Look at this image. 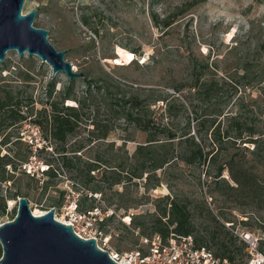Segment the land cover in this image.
Segmentation results:
<instances>
[{
    "label": "rangeland",
    "instance_id": "rangeland-1",
    "mask_svg": "<svg viewBox=\"0 0 264 264\" xmlns=\"http://www.w3.org/2000/svg\"><path fill=\"white\" fill-rule=\"evenodd\" d=\"M35 9L34 25L47 29L49 40L59 50H67L66 59L76 71L84 72L85 77L110 79L111 76L120 80L125 84L123 87L128 96L137 89L143 96H149L151 89L156 90L165 98L156 109L161 106L165 110L172 104L173 115H166L165 121L178 128L179 134L189 120L194 133L198 121L196 110L202 105L194 90L188 87L192 62L217 63L220 78H225L227 71L244 72L246 60L255 65L251 72L253 76L256 72L258 75L264 64V57L255 50L259 40L264 38V0H26L24 14ZM84 16L89 23L83 21ZM240 39L243 45L232 49ZM134 53L135 60L129 63ZM243 54L246 57L239 59ZM52 71L39 56L27 52L20 55L15 49L8 50L5 60L0 61V97L11 92L21 98L24 104L21 114L26 118L20 121L7 119L6 124H0L1 155L9 153L15 161L6 165L15 175L11 180L0 181V206L4 201L7 204L5 214H1L0 209V224L15 218L22 196L28 199L36 215L55 208V217L66 222L76 202L88 193L89 202L95 197V203L100 207L116 211L114 218L104 226L111 236V247L117 250L135 248L140 243L141 231L136 233L132 228V215L147 216L140 219L149 220V213L158 209L157 198L171 191L164 180L161 186L150 187L156 181L155 177L151 185L144 177L111 188L110 181L119 173H110L113 171L108 167V160L119 161L120 156L132 155L137 144L146 140V133L116 119L104 94L95 92L87 102L83 121L68 135L67 159L63 158L57 148L64 145L51 136V125L45 116L51 113L49 102L57 99L72 80L64 72L53 76ZM53 81L56 83L50 96ZM74 81V92L81 96L86 82L84 78ZM246 94L264 106L261 89L248 88ZM68 103L77 105L74 100H67ZM42 119L44 125H37L36 122ZM110 126L115 129L108 137L98 138ZM8 140L10 142L5 144ZM125 140L126 145L119 150L118 146ZM80 145L83 147L77 151ZM27 154L29 161H20ZM66 160L75 164L73 169L65 164ZM21 163L22 167L14 171V165ZM49 164L53 165L55 173L51 177L43 172ZM88 164H94L98 169L89 174ZM182 168L185 181L172 182L175 190L192 196L196 205L202 204L206 197L207 205L214 214L223 217L228 230L232 231L234 227L258 238L259 244L264 241V208L241 199H228L220 194L221 188L211 179L206 181L203 170ZM176 174L169 176L159 170L157 176L164 179ZM120 175L125 177L124 173ZM225 176L229 177L228 172ZM44 180L52 184L46 190L41 184ZM95 188H101L102 194L95 193ZM211 190L213 199L208 192ZM62 192H65L64 200L59 206ZM198 215V225L208 224ZM211 248L217 251V247ZM246 259L247 255L242 262Z\"/></svg>",
    "mask_w": 264,
    "mask_h": 264
},
{
    "label": "trees",
    "instance_id": "trees-1",
    "mask_svg": "<svg viewBox=\"0 0 264 264\" xmlns=\"http://www.w3.org/2000/svg\"><path fill=\"white\" fill-rule=\"evenodd\" d=\"M83 21L86 24L89 23L85 16ZM95 33L99 34V31L95 30ZM242 45L243 42L240 39L236 41L232 49H238ZM255 50L264 57V38L259 40ZM244 53L248 54V52ZM135 57L134 53L129 63L133 62ZM242 57L246 56L243 54L239 59ZM243 64L244 72L239 73L238 69L230 73L227 71L225 78H220L217 63H211L208 60L192 62L191 82L188 87L190 90H194V94L202 102V105L196 110L198 121L194 133H192L190 120L180 134L178 128L165 121L166 115H173L172 104L167 105L165 110L161 106L156 109L161 101L165 102L163 95L157 94L156 90L151 89L152 93L149 96H143L137 89L128 96L127 90L123 87L125 84L111 76L110 79L84 77L86 89L81 96L75 94V81L72 80L57 99L49 102L48 108L51 109V113L46 114L45 119L51 125V136L64 145L62 148H57L60 156L67 159L68 135L72 134L83 121L85 111L88 109L87 102L91 95L95 92L104 94L109 110L114 113L116 119L124 120L146 133V140L137 144L132 155L125 158L120 156L119 161L108 160V167L110 171H113L110 173H119L118 177L114 176V179L110 181V187L113 188L114 185L122 182L131 183L144 177L151 185L152 178L155 177L156 181L150 187H159L164 180L171 191L157 198L160 202L158 209L154 213H149V220L140 219L141 217L147 218V216L133 214L131 217L132 228L140 230L141 235L160 233L167 236L170 232L182 235L192 234L198 246H206L210 249L215 246L217 247L215 252L217 256L246 264V261L243 263L242 259L248 254V245L240 237V232L234 227H232V231L227 229L223 217L214 214L207 205L206 197L202 204L196 205L192 196L175 190L172 184V182L185 181L184 173H181L183 166L194 170L201 169L205 172L206 181L211 179V182L221 188L222 196L226 195L228 199L234 198V201L241 199L245 203L264 208V106L259 103L258 99L246 94L248 88L254 87L261 89V93H264V64L258 75L256 72V76L251 75L255 65L248 60ZM210 73L212 76H209ZM55 83V81L51 82L50 96H52ZM220 93L223 96H220ZM67 100H74L77 105L66 104ZM23 105V100L18 96L11 95V92L0 97V124H6L7 119L12 121L26 119L21 114ZM44 122L42 119L38 120L36 124L43 126ZM93 124L98 127L95 122ZM114 129V126H110L101 135H98V138H107ZM126 141L118 146L119 150L123 149ZM9 142L10 140L4 143ZM82 147L80 145L77 151H80ZM29 158L30 155L27 154L20 158V161L26 163ZM64 162L72 169L75 166L68 160ZM11 163H15L13 156L9 153L1 155L0 151L1 182L11 180L15 175L6 168V165H11ZM22 164L14 165V171L20 169ZM53 169V165L49 164L43 172L46 176L51 177L55 175ZM96 169L98 167H95L94 164H88L89 174L90 171ZM159 170L169 176L170 173L177 174L174 177L163 179L157 176ZM225 172H228L229 177L225 176ZM122 173L125 177L120 175ZM107 179L104 180L107 181ZM199 183L201 184L200 177ZM41 184L45 190L52 185L49 180H44ZM94 191L102 194L101 188H95ZM208 192L213 199V191ZM62 193L59 206L64 200L65 192ZM88 198V193L83 194L81 199L76 202L79 212L90 211L98 205L95 203V197L91 202L88 201ZM6 205L5 201L1 204V214H5ZM107 209L108 207L104 210ZM111 210L113 213L102 225H107L116 215V211ZM195 213H199L198 217L208 221V224L198 225ZM243 213L247 212L243 211ZM243 223L246 222L243 221ZM259 248L264 253V241L259 244ZM2 255L3 248L0 244V258Z\"/></svg>",
    "mask_w": 264,
    "mask_h": 264
},
{
    "label": "water",
    "instance_id": "water-1",
    "mask_svg": "<svg viewBox=\"0 0 264 264\" xmlns=\"http://www.w3.org/2000/svg\"><path fill=\"white\" fill-rule=\"evenodd\" d=\"M26 0H0V61L15 49L39 56L52 67L53 76L64 72L70 80L84 78L66 59L67 50H59L48 38L49 31L37 27V10L24 14ZM3 255L0 264H119L94 238L78 236L72 224L55 217V208L36 215L26 197L19 198L13 220L0 224Z\"/></svg>",
    "mask_w": 264,
    "mask_h": 264
},
{
    "label": "built area",
    "instance_id": "built-area-1",
    "mask_svg": "<svg viewBox=\"0 0 264 264\" xmlns=\"http://www.w3.org/2000/svg\"><path fill=\"white\" fill-rule=\"evenodd\" d=\"M75 204L66 224H72L75 233L83 239L94 238L103 251L119 264H240L217 256L206 247L198 246L194 235H182L170 232L167 236L155 233L141 235L137 247L117 250L111 247V236L104 230L107 217L113 213L99 205L87 212H79ZM139 233V230H134ZM240 237L248 245L246 264H264V253L259 248V239L247 232H240Z\"/></svg>",
    "mask_w": 264,
    "mask_h": 264
}]
</instances>
